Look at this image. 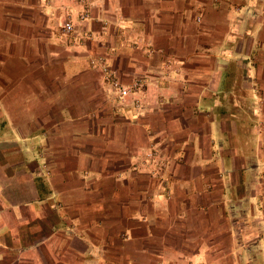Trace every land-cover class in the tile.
I'll use <instances>...</instances> for the list:
<instances>
[{"label": "crops", "instance_id": "1", "mask_svg": "<svg viewBox=\"0 0 264 264\" xmlns=\"http://www.w3.org/2000/svg\"><path fill=\"white\" fill-rule=\"evenodd\" d=\"M85 1L63 34L73 0H0V264L237 262L231 215L264 224V0ZM96 55L145 88L114 100ZM149 144L161 177L133 169Z\"/></svg>", "mask_w": 264, "mask_h": 264}, {"label": "built area", "instance_id": "2", "mask_svg": "<svg viewBox=\"0 0 264 264\" xmlns=\"http://www.w3.org/2000/svg\"><path fill=\"white\" fill-rule=\"evenodd\" d=\"M73 1L79 6V9L75 14H70L65 17L60 27L63 34L71 33L76 25L82 24L89 18L86 1ZM196 21H199V17L196 18ZM88 67L99 74L101 82L110 90V94L114 100L120 103L129 95L141 91L146 86L143 78H135L129 85L121 84L116 74L107 66L104 57L101 55L89 57ZM165 167V159L154 144H149L141 152L138 161L133 165V169H143L154 178L161 177V173Z\"/></svg>", "mask_w": 264, "mask_h": 264}, {"label": "rangeland", "instance_id": "3", "mask_svg": "<svg viewBox=\"0 0 264 264\" xmlns=\"http://www.w3.org/2000/svg\"><path fill=\"white\" fill-rule=\"evenodd\" d=\"M216 150L218 152L217 148ZM23 158L25 157L23 156ZM21 168L23 167L20 166ZM44 173L48 175V171L44 170ZM242 205L243 202H241ZM245 209L244 206L237 208V212L231 215V222H233L235 229L234 241L237 251V262L228 261L221 264H264V228H261L264 224L259 219L262 214L260 213L261 216L256 217V214H249L247 209L246 211Z\"/></svg>", "mask_w": 264, "mask_h": 264}]
</instances>
